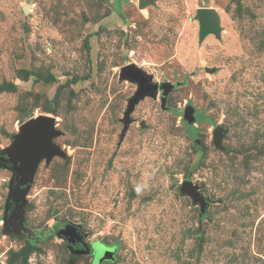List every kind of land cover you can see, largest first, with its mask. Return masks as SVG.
I'll use <instances>...</instances> for the list:
<instances>
[{"label":"rangeland","instance_id":"374dc122","mask_svg":"<svg viewBox=\"0 0 264 264\" xmlns=\"http://www.w3.org/2000/svg\"><path fill=\"white\" fill-rule=\"evenodd\" d=\"M142 1L0 0V152L50 116L65 154L40 164L17 232L0 166V264H94L103 247L118 249L103 264H264V0ZM201 8L221 38L201 41ZM131 64L177 89L167 110L161 89L141 100L124 133ZM188 105L203 119L193 137ZM65 224L95 255L68 247Z\"/></svg>","mask_w":264,"mask_h":264},{"label":"water","instance_id":"95a60500","mask_svg":"<svg viewBox=\"0 0 264 264\" xmlns=\"http://www.w3.org/2000/svg\"><path fill=\"white\" fill-rule=\"evenodd\" d=\"M140 6L143 8L145 3L140 0ZM197 19L200 22V39L203 41L209 34L213 33L217 38H221V25L219 16L214 8H201L197 12ZM121 80H129L137 85L138 89L129 100L128 108L125 113L124 133L127 132L132 122L131 114L136 106L146 96L157 99L158 92L162 90L161 101L162 109L167 110L168 96L177 85L164 83L159 85L153 82V78L145 73L142 69L134 64L128 65L121 69ZM184 120L188 126H193L197 122V111L192 105L185 108ZM224 132L218 126L214 132L215 144L218 148H223L222 138ZM60 136V132L56 129V120L50 116H39L25 122L20 127V133L15 138L12 147L6 151L0 152V166L9 169L13 173L10 182V193L7 200L6 215H8V206L13 202L15 210L12 213L14 218V232L26 230L24 227V207L26 205V194L34 181L36 172L40 164L46 160L49 163L56 155L65 157L62 149L54 143V139ZM181 193L189 196L196 206L200 207L202 217L206 215V209L209 201L199 192V187L191 181L183 182ZM11 221L5 218V224L9 225ZM19 226V227H18ZM59 235L63 236L69 245L77 243L82 244L83 251L90 253V245L85 242L84 235L79 227L73 224H65L59 230ZM104 254L94 264H103L104 261L114 260L117 253V247H103ZM74 251V248H71Z\"/></svg>","mask_w":264,"mask_h":264},{"label":"flooded vegetation","instance_id":"af4514ba","mask_svg":"<svg viewBox=\"0 0 264 264\" xmlns=\"http://www.w3.org/2000/svg\"><path fill=\"white\" fill-rule=\"evenodd\" d=\"M197 120H198V117H197ZM14 207H12L11 206V210L9 211V214H11L12 212H13V209ZM83 234V233H82ZM84 235V234H83ZM66 243H67V241H66ZM67 245H68V247L69 248H74V251H83V246H82V244H80V243H77V244H74V245H69L68 243H67ZM90 245V244H89ZM97 248H98V246H97ZM90 249H91V251L93 252V254L95 255V247L94 248H92L91 246H90ZM96 259H97V257H96V255H95V260L94 261H96Z\"/></svg>","mask_w":264,"mask_h":264},{"label":"trees","instance_id":"16d2710c","mask_svg":"<svg viewBox=\"0 0 264 264\" xmlns=\"http://www.w3.org/2000/svg\"><path fill=\"white\" fill-rule=\"evenodd\" d=\"M74 81L76 82L77 80H74ZM198 121H199V123L202 122L203 121L202 117H199ZM196 132H197V130L195 128L188 126V133H189L190 137H193Z\"/></svg>","mask_w":264,"mask_h":264},{"label":"bare ground","instance_id":"6f19581e","mask_svg":"<svg viewBox=\"0 0 264 264\" xmlns=\"http://www.w3.org/2000/svg\"><path fill=\"white\" fill-rule=\"evenodd\" d=\"M216 10V9H215ZM216 12H217V10H216ZM218 14V13H217ZM218 16H219V14H218ZM219 20H220V17H219ZM200 24V23H199ZM220 25H221V23H220ZM222 29V28H221ZM211 34H213V33H211ZM209 36V35H208Z\"/></svg>","mask_w":264,"mask_h":264},{"label":"clouds","instance_id":"9594fccd","mask_svg":"<svg viewBox=\"0 0 264 264\" xmlns=\"http://www.w3.org/2000/svg\"><path fill=\"white\" fill-rule=\"evenodd\" d=\"M139 191V189H137Z\"/></svg>","mask_w":264,"mask_h":264}]
</instances>
